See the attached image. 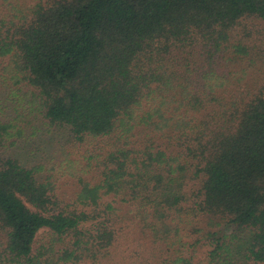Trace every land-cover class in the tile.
Listing matches in <instances>:
<instances>
[{
	"label": "trees",
	"instance_id": "obj_1",
	"mask_svg": "<svg viewBox=\"0 0 264 264\" xmlns=\"http://www.w3.org/2000/svg\"><path fill=\"white\" fill-rule=\"evenodd\" d=\"M16 2L0 264H264V0Z\"/></svg>",
	"mask_w": 264,
	"mask_h": 264
},
{
	"label": "rangeland",
	"instance_id": "obj_2",
	"mask_svg": "<svg viewBox=\"0 0 264 264\" xmlns=\"http://www.w3.org/2000/svg\"><path fill=\"white\" fill-rule=\"evenodd\" d=\"M18 1L19 2H16V3H24L25 5H28V6L32 5L35 2V0H18ZM8 88L9 87H1V89H2V95H0V116H1V118H2L3 115L10 114L11 110L16 105V104L12 103V102H14V98L13 97H10L9 100H7L8 99V94H9ZM37 156H39V154H37ZM49 161L46 162V163H41L42 164L41 166L46 167L47 166L46 164H48ZM65 181H66V177L65 176H62V177L59 178V184L64 185L63 188L66 189V190L70 189V186H68ZM41 237H43L42 233H40L37 236V239H40Z\"/></svg>",
	"mask_w": 264,
	"mask_h": 264
}]
</instances>
